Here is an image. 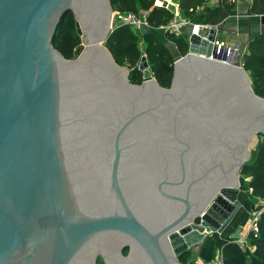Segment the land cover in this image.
I'll return each instance as SVG.
<instances>
[{"label": "water", "instance_id": "1", "mask_svg": "<svg viewBox=\"0 0 264 264\" xmlns=\"http://www.w3.org/2000/svg\"><path fill=\"white\" fill-rule=\"evenodd\" d=\"M69 12L67 60L53 40ZM112 17L110 0H0V264H180L241 208L264 98L240 49L191 33L170 87L145 56L134 85L104 46Z\"/></svg>", "mask_w": 264, "mask_h": 264}, {"label": "trees", "instance_id": "2", "mask_svg": "<svg viewBox=\"0 0 264 264\" xmlns=\"http://www.w3.org/2000/svg\"><path fill=\"white\" fill-rule=\"evenodd\" d=\"M251 6L250 15L264 16V0H249ZM113 12H147L151 29L147 34L133 32L129 27H113L104 46L108 49L113 59L119 66H131L129 74L130 83L140 85L142 74L138 71V65L142 56L146 57L149 69L157 81L163 87L171 85L174 60L168 50L152 35L159 27L167 25L173 20V12L154 5L155 0H110ZM206 0H180L179 9L185 19L192 20L197 14V8L203 6ZM234 2L218 0L217 6L204 8L199 14L203 26H219L230 14ZM142 36L145 45L144 53L139 49V38ZM166 38L174 43L182 57L188 52L187 37L166 34ZM80 44V38L76 34L75 21L69 12L61 20L53 40L54 49L65 59H73L74 49ZM241 66L249 75L253 90L264 89V33L250 38L246 45V54L242 56ZM261 142L253 152L250 160L241 171V191L248 194L250 203L256 207L258 202L264 201V135H260ZM249 179L248 182L245 180ZM260 210L257 206L256 211ZM258 235H249V249L243 250L232 240H222L213 236L217 250L222 254L224 264H264V212L261 213ZM190 254L185 253L178 257L180 264H195V259H189Z\"/></svg>", "mask_w": 264, "mask_h": 264}, {"label": "crops", "instance_id": "3", "mask_svg": "<svg viewBox=\"0 0 264 264\" xmlns=\"http://www.w3.org/2000/svg\"><path fill=\"white\" fill-rule=\"evenodd\" d=\"M229 2H234L233 9L231 10L229 16L219 26H216L215 28L219 30V34H218L219 42L222 43L227 50H232L235 45L238 47V49H240L241 54L236 58V62L238 65H241L242 56L246 54L247 41L250 38L256 37L264 33V26L260 24V18L262 16L249 14L251 1L229 0ZM163 3L172 5L170 2L163 1ZM160 4H162V2ZM217 4H218V0H214V1L206 0V3L203 6L197 8L196 11L197 15L192 20H189L191 24L188 27L184 28L180 35L188 37L191 34V29L193 25L201 27V30L203 32L206 31L208 28H210L208 26H203L201 24L199 19V14L201 13V11H203L204 8L206 7L213 8L217 6ZM170 5L169 8L171 10L172 9L174 10L173 5L172 6ZM161 6L166 8V5L165 6L161 5ZM175 8L176 10L173 16L177 18H184L179 7L175 6ZM152 35L168 50L174 61L182 57L177 46L166 38V34L163 33L159 35L156 33V31H153ZM138 38H139V49L141 52L144 53L145 45L143 43L142 36L139 35ZM245 181L248 182L249 179H246ZM238 200L241 204V208L239 212L237 213L231 224L224 230V232L219 235H216L222 240L229 239L230 236L235 234V232L240 227L243 228V236L247 235L248 228L246 222L254 212H257L256 208L261 204V202H258L256 207L253 206L249 201L248 194L244 193L241 190L239 192ZM195 248H197V253L193 254L191 252H188L190 253V255L193 256L192 259L193 260L195 259V264H211L219 253V251L216 248V242L213 239V237L211 238V241L206 243L204 242L202 246L200 245V247H195Z\"/></svg>", "mask_w": 264, "mask_h": 264}, {"label": "built area", "instance_id": "4", "mask_svg": "<svg viewBox=\"0 0 264 264\" xmlns=\"http://www.w3.org/2000/svg\"><path fill=\"white\" fill-rule=\"evenodd\" d=\"M157 1H167L171 2V0H156L154 5L156 7H160L157 4ZM166 9V8H165ZM112 23L113 27H122L126 26L132 29L133 31L140 33L142 28H147L148 30L151 29V26L148 21V14L147 12L144 11H139L138 13H133V12H127V13H122V12H113V17H112ZM189 19L185 18H177L174 17L173 20H171L167 25L161 26L158 29L162 30L165 32V34H171L178 36L181 34L184 28L188 27L190 25ZM211 28V27H210ZM201 30V27L199 26H192L191 33L199 34ZM218 48H221L223 46L222 43L216 44ZM233 52L238 51V47L235 45L234 48L232 49ZM230 53V50H227V55ZM264 212V201L261 202L260 204V210L257 212H254L251 217L248 219L246 222L247 228H248V233L247 235L243 236V231L242 233L237 237L236 240L232 241L233 244L236 245H249V235H258L259 233V219L261 213ZM250 250L252 251L251 246ZM191 253H197V248H194V251ZM211 264H224L222 254L219 252L218 255L215 257L213 262Z\"/></svg>", "mask_w": 264, "mask_h": 264}, {"label": "rangeland", "instance_id": "5", "mask_svg": "<svg viewBox=\"0 0 264 264\" xmlns=\"http://www.w3.org/2000/svg\"><path fill=\"white\" fill-rule=\"evenodd\" d=\"M166 2V1H165ZM160 5H163V6H165L166 5V8H168L169 10H171L170 8H169V5L170 4H165V3H163L162 2V4H160ZM170 6H172V5H170ZM173 8H174V10L172 9L171 11L175 14V10H176V8H175V6L173 5ZM156 33L157 34H165V32L164 31H162V30H157L156 31ZM160 38V37H159ZM80 43H81V41H80ZM74 58V57H73ZM253 92L256 94V95H258V96H260V97H262L263 98V95H264V89L262 90V91H257V90H253ZM261 137H259L258 136V138L256 139L257 141H259V142H261ZM255 150H251V156H252V154H253V152H254ZM226 240H228V239H226ZM230 240V239H229ZM248 244H249V242H248ZM240 248H242L243 250H245V249H249L250 250V244L249 245H245V246H243V245H238ZM251 251V250H250ZM190 254V253H189ZM193 258V256L192 255H190L189 256V259L191 260ZM101 264V263H100Z\"/></svg>", "mask_w": 264, "mask_h": 264}, {"label": "bare ground", "instance_id": "6", "mask_svg": "<svg viewBox=\"0 0 264 264\" xmlns=\"http://www.w3.org/2000/svg\"><path fill=\"white\" fill-rule=\"evenodd\" d=\"M161 2H163V1H157V4L159 5V3H161ZM167 2V1H166ZM171 3V2H170ZM172 4V3H171ZM172 5H174V4H172ZM174 6H176V5H174ZM161 7V6H160ZM177 7V6H176ZM178 9V8H177ZM202 246V245H201Z\"/></svg>", "mask_w": 264, "mask_h": 264}]
</instances>
